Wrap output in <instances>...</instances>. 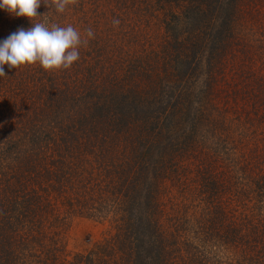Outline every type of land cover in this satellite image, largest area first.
Segmentation results:
<instances>
[{"label": "rangeland", "instance_id": "1", "mask_svg": "<svg viewBox=\"0 0 264 264\" xmlns=\"http://www.w3.org/2000/svg\"><path fill=\"white\" fill-rule=\"evenodd\" d=\"M46 3L37 11L50 23L71 24L82 36L90 27L95 37L67 70L5 65L0 264H154L162 243L166 264H264V197L255 194L264 155V0H77L64 13ZM201 21L185 52L170 47L178 31L191 35ZM31 26L0 10V41ZM223 33L229 38L220 44ZM217 45L224 51L212 52ZM210 72L215 81L203 76ZM177 94L184 124L209 110L207 130L198 129L207 136L183 150L174 143L181 136L163 131L152 146L144 124L170 128L176 114L168 101ZM56 119L76 128L61 132L50 123ZM85 121L94 132L88 138L80 132ZM146 148L150 155L140 157ZM99 168L132 183L138 197L118 200L113 190L102 201L92 197L90 190L109 189ZM140 202L153 205L172 236L148 235L137 219ZM117 204L132 211L121 231Z\"/></svg>", "mask_w": 264, "mask_h": 264}, {"label": "trees", "instance_id": "2", "mask_svg": "<svg viewBox=\"0 0 264 264\" xmlns=\"http://www.w3.org/2000/svg\"><path fill=\"white\" fill-rule=\"evenodd\" d=\"M231 23V22H230ZM204 24H205V21H201V22H197L195 24H193L192 28H191V32L193 34L190 35L189 31L187 29H184L183 32L181 31H178V33H176V38L174 41H172L173 43L170 45V47H177L179 52H181L182 50L185 52L187 50V38L190 39L192 37V40H195L194 38H196V35L194 32H197L200 28V27H204ZM180 33L182 34L180 36ZM223 36L221 39H220V44L221 43H224V42H227L226 38H229L227 37V33H223ZM187 37V38H186ZM190 42V41H189ZM191 44V42H190ZM217 48H214L212 49V52L214 50V52H220V51H224L222 50V48H220L219 45L216 46ZM210 60V64L208 63L209 67H210V70L213 69L215 67L214 63L216 64L217 63V59L213 58V56H210L209 58ZM196 60H194L195 62ZM214 62V63H213ZM218 62H220V60H218ZM224 66V65H222ZM197 73H198V70H197ZM196 73V74H197ZM209 75V77H208ZM203 76L205 77V79H207L209 81H215V79L213 78V74L210 72V73H207V75L205 76L203 74ZM211 86V85H210ZM209 84H206L204 85V88H208L210 87ZM138 92H136V95ZM178 94H180V91L178 90ZM176 95L173 97V99L171 101H168V105H169V108L171 109L170 110V113H172V117H174V115L176 114V117H175V121L173 122L172 121V126L165 130H162L161 126H157L156 124H151V123H143L144 124V127H147L149 130H152L151 132V140H152V146H155L161 142H163V131H165V133L168 134V136L170 135H177L178 136H181V141H178L176 140L174 143H176V147H178L179 145H182V148L183 150L184 149H187L189 148V143L190 142H193V141H197L198 139L197 138H204L205 136H207V132H204V133H201V131H199L198 129H202L203 127H206L205 129L207 130V115L209 114V110L207 109L206 112L204 113L203 112V109L204 107H202L203 109H199L200 110V113L197 115V117L193 118L191 121H189L187 124H184L181 119H180V116L178 115V112L180 111L181 107L184 106V102L180 101L179 97L180 95ZM141 97V95H140ZM97 99V100H96ZM93 100L94 103H98V98H96ZM103 102L102 101V105H103ZM106 103L107 104H112V103H115L114 101V97L113 96H108L106 98ZM177 107H180L177 109ZM213 108V112H215L216 110H218L217 107H215V105L212 106ZM216 115L220 116V114L218 113H215ZM117 116H120V115H117ZM181 117H183V113L181 114ZM117 120V117H114L113 118V121ZM73 121V120H72ZM72 121L69 122V124H72ZM52 125H55L57 126V128L59 129V131L61 132H64V133H67L68 131L71 132V130L73 128H76L75 125H73L70 129H67V127L61 123L58 122V120H53L52 122H50ZM89 123L87 121H85V124L83 125L82 129L80 132H84V134L87 136L88 138V134L87 133H92L94 135V132L93 131H90L88 130L89 129ZM82 124L79 125V127L81 126ZM196 130V131H195ZM77 131V130H76ZM194 131V132H193ZM238 131L239 133L241 134H246V129H244V126L242 124H239L238 125ZM82 134V133H81ZM247 135V134H246ZM160 137H162V140L161 141H158L157 139H159ZM94 139L95 141L97 142L96 144H100L98 143L99 141L97 140V138L94 136ZM63 141H66V140H63ZM202 141V140H200ZM67 143V142H66ZM64 144V145H67V144ZM101 143L105 146V143L103 142V140L101 141ZM203 143H204V140H203ZM101 145V144H100ZM166 145H171V143H167ZM194 145V144H193ZM165 148L162 147V150ZM89 153L93 154V155H97L100 154L101 152L96 150L93 152V150H89ZM150 154H148V149H142L141 150V153H140V157H145V156H149ZM261 156V163L259 164V167H258V170H263L264 171V155H260ZM76 161H80L81 159L80 158H75ZM169 168V167H168ZM102 175L106 178L107 177V180H106V183H105V186H104V189H107L105 192H102V191H98L96 192V188L94 189V191L90 190L91 192V196H92V193H94L96 196H100L99 198V201H102L105 199V197L107 195H109V193L113 190V194L115 195L116 198H118V200L122 199H134L135 197H138L136 196V190H134L135 186L133 187V184L132 183H129V181L127 183H125L124 181L122 180H119L117 178H115V181H112V173L110 172H107V170H102V168H99ZM258 170L256 171L257 172V178L259 177V180H260V186H258V190L256 189V192L255 194H257V197H264V174H259ZM137 184V183H136ZM99 184L96 186L98 187ZM241 188V187H240ZM219 190V187H218V184H216V192ZM118 191V193H116ZM250 191V189H249ZM93 197V196H92ZM108 200V199H107ZM262 201L264 202V198L262 199ZM138 203V202H136ZM156 202L154 201L153 204H155ZM140 206L143 207V211L139 208V212H138V221L141 222L142 224L146 225V232L151 234V236L153 235L155 239L157 240H161L163 239V237H168V236H172L173 233L171 231H167V233H164L163 232V226H162V223L160 222L159 220V217H156L155 216V212L153 210V205L150 203L148 204V202L146 203H143V202H140ZM258 205H252L251 208H258L257 207ZM130 208L131 206H120L117 204V206H115V213H119L122 217L121 219V222H119V227H117V229H120L123 230L122 226H124L125 224L127 225L128 224V219L132 216H130L132 214V211H130ZM141 214H143V216H141ZM128 215V216H126ZM137 216V215H136ZM146 220H147V224H146ZM242 222V226L245 227V228H248V227H251V229L253 230H256L258 232L259 229L257 227V225H255L253 222H249L248 224L245 222V221H241ZM215 224L216 223H212V230L215 229ZM221 226V225H218V227ZM245 235H243L244 237ZM168 246L165 244V243H162L159 245V251L157 253V255H159V259L156 260L154 259V264H166V262L162 259V256L160 254H165L167 251H166V248ZM112 250V249H110ZM113 251V250H112ZM121 251L123 252V248L121 247ZM101 253H103V255H107L108 252L107 251H103L101 250L100 251ZM99 252V253H100ZM192 259H193V256H192Z\"/></svg>", "mask_w": 264, "mask_h": 264}, {"label": "clouds", "instance_id": "3", "mask_svg": "<svg viewBox=\"0 0 264 264\" xmlns=\"http://www.w3.org/2000/svg\"><path fill=\"white\" fill-rule=\"evenodd\" d=\"M77 0H53L57 13L75 5ZM46 0H0V10L14 18H26L31 22L28 29L19 28L5 40L0 41V77H5V65L9 70L22 66L39 65L44 71L67 70L80 59L79 49L87 46L89 38L95 37L92 28L85 29L84 36L71 24L60 26L45 19L48 15L38 14ZM113 26L120 20L113 18Z\"/></svg>", "mask_w": 264, "mask_h": 264}]
</instances>
